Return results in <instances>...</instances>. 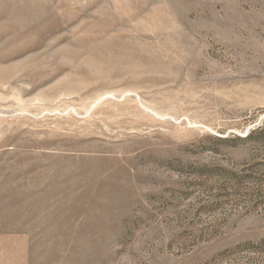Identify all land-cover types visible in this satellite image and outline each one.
Listing matches in <instances>:
<instances>
[{
    "label": "rangeland",
    "instance_id": "rangeland-1",
    "mask_svg": "<svg viewBox=\"0 0 264 264\" xmlns=\"http://www.w3.org/2000/svg\"><path fill=\"white\" fill-rule=\"evenodd\" d=\"M0 264H264V0H0Z\"/></svg>",
    "mask_w": 264,
    "mask_h": 264
}]
</instances>
